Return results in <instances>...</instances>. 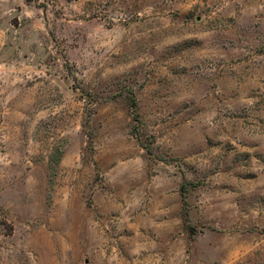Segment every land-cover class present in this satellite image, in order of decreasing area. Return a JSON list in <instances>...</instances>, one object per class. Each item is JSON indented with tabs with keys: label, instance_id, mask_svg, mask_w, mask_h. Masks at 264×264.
I'll use <instances>...</instances> for the list:
<instances>
[{
	"label": "rangeland",
	"instance_id": "obj_1",
	"mask_svg": "<svg viewBox=\"0 0 264 264\" xmlns=\"http://www.w3.org/2000/svg\"><path fill=\"white\" fill-rule=\"evenodd\" d=\"M0 264H264V0H0Z\"/></svg>",
	"mask_w": 264,
	"mask_h": 264
}]
</instances>
